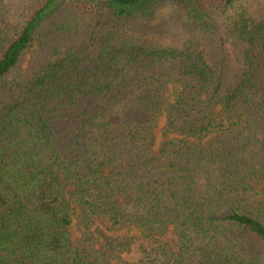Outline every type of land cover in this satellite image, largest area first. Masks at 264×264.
<instances>
[{"label": "trees", "instance_id": "obj_1", "mask_svg": "<svg viewBox=\"0 0 264 264\" xmlns=\"http://www.w3.org/2000/svg\"><path fill=\"white\" fill-rule=\"evenodd\" d=\"M62 1L0 0V264H264V17L231 65L206 44L239 0H69L94 30L18 75ZM150 1L200 38L150 42Z\"/></svg>", "mask_w": 264, "mask_h": 264}, {"label": "rangeland", "instance_id": "obj_2", "mask_svg": "<svg viewBox=\"0 0 264 264\" xmlns=\"http://www.w3.org/2000/svg\"><path fill=\"white\" fill-rule=\"evenodd\" d=\"M3 5L8 8L18 7L21 0H1ZM63 2V1H62ZM240 11H246V15L261 19L264 17V0H239L228 11L215 14L217 29L215 34L209 37L211 51L214 49H222L220 42L224 39L223 47L225 53H229L231 61L229 64L237 65L238 59L234 56L238 54V46H234L233 39L228 32L229 23L233 21ZM140 31L143 36L150 42L180 46L190 37H199L200 33L196 29H192L182 21V15L178 6L170 1L163 2H147L138 7ZM228 25V26H227ZM142 29V30H141ZM94 30L86 23L76 22L75 16L71 12L69 0H64L59 9L47 15L38 28V35L28 49L25 57L19 65L16 73L18 75H27L29 72L41 63L49 50L53 46L64 44H79L86 35ZM207 36H204L203 42L206 43ZM73 237L79 236L76 230H73ZM173 239L171 231L166 236ZM139 243L135 242L132 251L125 255L131 261H135L140 255Z\"/></svg>", "mask_w": 264, "mask_h": 264}]
</instances>
